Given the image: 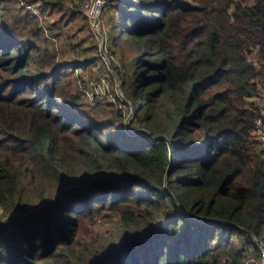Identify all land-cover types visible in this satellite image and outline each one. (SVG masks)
I'll return each mask as SVG.
<instances>
[{"label": "trees", "instance_id": "16d2710c", "mask_svg": "<svg viewBox=\"0 0 264 264\" xmlns=\"http://www.w3.org/2000/svg\"><path fill=\"white\" fill-rule=\"evenodd\" d=\"M192 1L111 0L126 22L114 34L140 50L126 91L142 102L141 132L64 98L62 69L2 29L0 264L235 263L250 247L264 264L251 101L264 83V0Z\"/></svg>", "mask_w": 264, "mask_h": 264}, {"label": "rangeland", "instance_id": "374dc122", "mask_svg": "<svg viewBox=\"0 0 264 264\" xmlns=\"http://www.w3.org/2000/svg\"><path fill=\"white\" fill-rule=\"evenodd\" d=\"M249 2L252 4L253 0ZM112 3L116 5L111 0H8L0 5V13L6 20V24L4 19L0 20V32L8 25L23 44L34 45L39 59L51 60L56 69H62L64 98L78 97L79 107L99 121L123 118L121 124L127 131L141 132L142 102H134L133 94L126 91L130 80L135 79L138 66L133 59L140 50L135 47L136 40L126 32L114 34L113 27L126 22L119 21ZM44 70L48 72L49 68ZM6 77L0 72V79ZM251 101L261 112L253 136L264 151V83L260 85V95ZM11 216L21 218L23 214ZM94 230L87 225L81 234L89 239L95 237ZM261 256L260 251L250 247L246 258L233 263V259L223 257L218 264H262Z\"/></svg>", "mask_w": 264, "mask_h": 264}, {"label": "built area", "instance_id": "2783aa9c", "mask_svg": "<svg viewBox=\"0 0 264 264\" xmlns=\"http://www.w3.org/2000/svg\"><path fill=\"white\" fill-rule=\"evenodd\" d=\"M261 120V119H260ZM259 121V120H258ZM258 121H257V123H258ZM259 123H260V121H259Z\"/></svg>", "mask_w": 264, "mask_h": 264}]
</instances>
